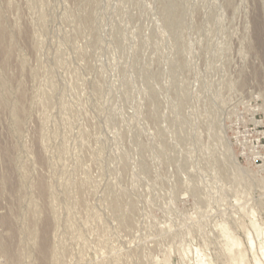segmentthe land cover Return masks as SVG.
Returning <instances> with one entry per match:
<instances>
[{
	"label": "rangeland",
	"instance_id": "374dc122",
	"mask_svg": "<svg viewBox=\"0 0 264 264\" xmlns=\"http://www.w3.org/2000/svg\"><path fill=\"white\" fill-rule=\"evenodd\" d=\"M232 241L262 260L264 0H0V264Z\"/></svg>",
	"mask_w": 264,
	"mask_h": 264
},
{
	"label": "bare ground",
	"instance_id": "6f19581e",
	"mask_svg": "<svg viewBox=\"0 0 264 264\" xmlns=\"http://www.w3.org/2000/svg\"><path fill=\"white\" fill-rule=\"evenodd\" d=\"M260 239H261V237H260ZM249 244H250V246L252 247L253 246V240L252 239H249ZM261 244V243H260ZM255 246V245H254ZM239 249H240V245L238 244V243H236V242H234V241H232L231 242V244H230V247H229V252H234V251H238V256H237V254H236V252H234L235 254H236V260H235V264H243V259H244V257H243V255L242 254H240V252H239ZM255 249V248H254ZM262 251V260L261 261H258L257 260V262H256V264H262V261H263V259H264V249H262L261 250ZM246 254V253H245ZM244 254V255H245ZM256 255V254H255ZM255 258V257H254Z\"/></svg>",
	"mask_w": 264,
	"mask_h": 264
}]
</instances>
